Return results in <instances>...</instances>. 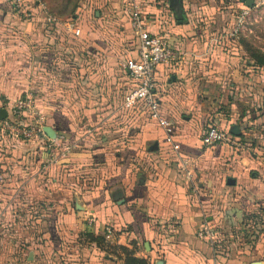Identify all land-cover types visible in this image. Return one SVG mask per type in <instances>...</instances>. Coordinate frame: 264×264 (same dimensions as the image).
I'll return each mask as SVG.
<instances>
[{
    "label": "crops",
    "instance_id": "crops-1",
    "mask_svg": "<svg viewBox=\"0 0 264 264\" xmlns=\"http://www.w3.org/2000/svg\"><path fill=\"white\" fill-rule=\"evenodd\" d=\"M133 1L150 33L163 35L178 54L156 69V97L171 124L170 136L144 110L122 106L133 83L119 62L135 58L136 39L129 21L123 22L131 33L128 39L119 28L115 31L119 19L108 23L101 15L121 14L129 8L126 0H85L64 18L48 9L62 21L79 15V21L73 19L81 29L78 38L59 25L40 22L42 17L29 23L0 0V108L27 93L37 95L46 127L64 138L59 145L71 147L73 158L67 162L73 175L84 174L91 182L85 193L72 188L69 198L36 201L31 207L36 213L22 218L35 224L53 256L66 255L69 264H124L119 251L111 253L107 246H124L148 264H251L220 250L217 242L197 239L195 231L204 222L218 237L221 217H232L228 207L235 206L236 196L258 191L263 198L264 181L261 175L254 179L245 154L238 156L226 144L204 150L201 136L210 126L229 134L237 127L241 135L254 105L256 122L263 125L264 72L233 40L230 12L222 7L181 0L185 21L177 25L168 0ZM211 10L216 22L204 18ZM40 141L25 145L9 139L4 152L0 149L2 164L16 155L9 160L12 168L30 178L35 172L29 162L47 159L38 148L48 142ZM153 142L157 150L147 151ZM222 161L229 162L226 171L231 172L223 180L218 171ZM228 178L235 185H227ZM87 234L102 238L105 249ZM54 239L57 247L50 242ZM31 244L26 262L41 264L35 257L39 246Z\"/></svg>",
    "mask_w": 264,
    "mask_h": 264
},
{
    "label": "rangeland",
    "instance_id": "rangeland-1",
    "mask_svg": "<svg viewBox=\"0 0 264 264\" xmlns=\"http://www.w3.org/2000/svg\"><path fill=\"white\" fill-rule=\"evenodd\" d=\"M40 1L44 2L47 8L51 9L53 13H56L55 15L64 18L68 16L70 8L71 11L72 9L75 10L78 7L80 8L85 0ZM125 3L126 6H129L128 9L126 8V11H122L119 15H116L115 13L110 15L107 12L106 16H103L105 14L103 13L101 18L103 21H107L108 23H110V19L112 20V17L114 18V21L112 20L114 23L116 19H119V23L115 25V31L119 28V35L122 33L121 35H123V37L129 39L131 37L128 36H130L131 33L129 30L126 31L125 23L123 22L126 20L128 21L130 9L137 4L133 0H126ZM193 3L197 6L201 5V7L214 6V8L217 7L220 9L222 7L224 11L230 12V14H228L230 19L229 23H232L233 25L242 15V12L246 11V14L243 16L245 19V31L240 33L238 39L241 44V50L248 58L249 55H264V5L255 4L252 8H247L242 0H193ZM213 12L214 11L211 10L208 17H204L207 22H216L217 19L212 16ZM188 13H191L190 10ZM14 14L22 18V16L18 13L14 12ZM78 16L79 15H75V18H73L74 15L70 17L78 20ZM93 17L94 16H91V21L96 22L93 20ZM38 18V15H33L28 19H22L29 23H35L38 21ZM110 33L113 32L109 31V34ZM251 61L253 67L257 68L258 71L261 70L264 72V66L256 67L254 60ZM262 75L263 78L261 83L263 84L264 73ZM26 96L32 97L36 105L37 95L34 93H27L18 97L16 100L21 98L23 99ZM15 101L9 105H2L5 107L4 110L6 112H10V106H12ZM255 107L256 105L251 107L253 108V114L249 117V120L247 119V122L249 121V123L243 130V133H241L242 137L240 138V143L243 148L234 149L233 152H236L238 156L245 154L246 159L253 163L251 172L255 173H252V175L254 174L255 177L256 175H261V181H264V123L262 125L259 124V121L256 122L257 116L254 112ZM42 116L45 123V117L43 114ZM20 122L24 126H28L30 124V122L26 120ZM4 139H6L5 143L3 142ZM9 139L25 142V145L30 143L29 140L12 136V134L0 127V149L2 152H4L5 146H8ZM41 139L42 138L39 137L36 140L30 141H39L41 143ZM58 145L59 144L56 143V147ZM63 145L64 144L59 145L60 148ZM53 149H55V147H49V144L48 146L42 145V149L38 148L40 152H47V159H45V163H41V156L40 158H34L32 161L30 160L31 162L28 161L29 167H31V170L35 172L33 175H30V178H28V176L22 177V175L18 174L17 171H14L12 168L13 162L11 163L9 161L12 158L6 159V164H2L4 155L0 154V156H2L0 157V166H2L0 167V264H27L25 251L29 245L33 247L34 244L32 245L31 243H36L39 246V252H37L35 257H39L38 260H41V264H69L67 262L66 255H61L59 258L53 256L51 244L42 239L39 240L35 231V224L28 222L27 217H25L24 220L22 218V216L27 215L29 212H35L31 210V207L35 205L36 201L43 200V198L59 200L69 198L72 188L75 189L76 193H85L86 191H90L91 186L88 183L91 182L87 181L88 179L86 178V175L80 173L73 175L74 171L70 164H64L59 161H57L56 164L52 162L51 155L55 154V152L52 151ZM13 158L15 159L16 155H14ZM228 163L229 162L222 161L218 164V171L223 173L222 180L231 174L230 169L229 171H226ZM223 169L224 172H222ZM254 179H258V177ZM4 188L7 190L5 191ZM258 193V191H251L247 196L245 194H238L236 196L237 202L234 204V207H228L229 211L231 209H236L242 202L243 197L241 196L247 197L248 200H252L253 202L250 201L248 204L246 203L241 211L239 210L240 214L238 216H235L233 211L232 217L230 218L231 220L225 218V214L221 217L216 245L219 246L220 250L228 251L230 256H243L246 259V262H259L264 264V193L263 198H261ZM5 195H8L9 197L8 199H5L6 201L4 203L3 201ZM248 196H250V198ZM9 205L11 206L9 207ZM221 213L223 212L221 211ZM49 227H53L52 223H49ZM29 236L30 240L27 238ZM57 241L58 240L56 239L53 241L50 240V242L55 244L56 247ZM64 245V249L66 251V244ZM61 246L63 245L61 244Z\"/></svg>",
    "mask_w": 264,
    "mask_h": 264
},
{
    "label": "built area",
    "instance_id": "built-area-1",
    "mask_svg": "<svg viewBox=\"0 0 264 264\" xmlns=\"http://www.w3.org/2000/svg\"><path fill=\"white\" fill-rule=\"evenodd\" d=\"M3 2L8 5L11 11L20 14L23 19L38 15L39 18L42 17L39 20L40 22L59 25L73 37L78 38L81 34V29L75 20L62 21L51 14L46 4L40 0H3ZM242 2L244 3V0ZM255 4L264 5V0H253L252 7ZM244 14H246V11L242 12L230 31L234 41H238L240 33L245 31ZM128 21L129 29L136 39V56L133 59L119 62V66L128 72L133 83V87L124 96L122 106L126 110L135 108L144 110L149 118L161 126L167 136H170L172 134L171 124L162 116L160 104L156 97V69L158 66L173 61L178 54L169 46L163 35L150 33L147 29L145 17L138 8L133 6L130 9ZM6 113L7 116L0 122V127L12 136L24 140H36L39 137L47 140L49 147H55L52 150L55 154L51 155V160L55 164L57 161L66 158L71 152L70 146L65 145L60 148L58 145L56 147V143L59 144V141L64 140L63 137L57 136L53 139L47 137L44 132L46 125L43 116L38 111L32 97L26 96L23 99L16 100L10 106V112ZM24 120L29 121L30 124L24 126L20 122ZM218 144H226L233 150L243 148L238 137H230L214 126L208 127L201 136L203 149L209 150ZM186 178L191 179L189 172H187ZM107 233L112 234V230L107 229ZM195 236L197 239L210 244H215L218 238L217 234L204 222L197 227Z\"/></svg>",
    "mask_w": 264,
    "mask_h": 264
},
{
    "label": "trees",
    "instance_id": "trees-1",
    "mask_svg": "<svg viewBox=\"0 0 264 264\" xmlns=\"http://www.w3.org/2000/svg\"><path fill=\"white\" fill-rule=\"evenodd\" d=\"M249 58L251 60H254V63L256 65V67H261L264 66V55L263 54H259V55H249ZM230 137H233V135L227 133ZM242 137V135H239L238 138L240 139ZM68 158H73L72 157V152H70L66 158L59 160V162L64 163V164H69L67 162ZM2 167V166H0ZM250 198V196H249ZM243 202H241L236 209H231L229 211V213L232 214V212L234 211V213H237V216L240 214L241 209L246 205V203L248 204L250 201L253 202L252 200H248L247 197L243 196ZM240 210V211H239ZM87 238L89 239V241L94 242L96 244V246L100 249H105V244L103 242V239L100 237H94L93 235L87 234L86 235ZM105 250H109V252L111 253H115V250H118L119 253L122 256L123 262L124 264H148L145 260H141V259H136L133 257L132 253L124 246H116V247H110L107 246V248Z\"/></svg>",
    "mask_w": 264,
    "mask_h": 264
},
{
    "label": "water",
    "instance_id": "water-1",
    "mask_svg": "<svg viewBox=\"0 0 264 264\" xmlns=\"http://www.w3.org/2000/svg\"><path fill=\"white\" fill-rule=\"evenodd\" d=\"M252 3L253 0H244V5L247 8H251L252 7ZM168 5L173 13L174 19L176 21L177 25H181L183 21H185V15L183 14V10H182V4H181V0H168ZM7 116V113L4 109L0 108V121H2L5 117ZM44 132L46 133L47 136H49L50 138L54 137L53 132L46 127L44 129ZM231 134H233L234 136H239V132H238V128L237 127H233L232 130L230 131ZM157 150V143L153 142L149 145V147L147 148V151L152 152V151H156ZM226 184L229 186H233L235 185V180L232 178H228L226 181ZM163 262L158 261L156 264H162ZM251 264H261L259 262H252Z\"/></svg>",
    "mask_w": 264,
    "mask_h": 264
}]
</instances>
